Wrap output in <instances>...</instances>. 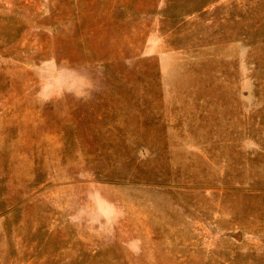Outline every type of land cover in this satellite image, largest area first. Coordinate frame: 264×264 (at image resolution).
<instances>
[{
    "label": "rangeland",
    "instance_id": "1",
    "mask_svg": "<svg viewBox=\"0 0 264 264\" xmlns=\"http://www.w3.org/2000/svg\"><path fill=\"white\" fill-rule=\"evenodd\" d=\"M210 1L0 0V264H264V0Z\"/></svg>",
    "mask_w": 264,
    "mask_h": 264
},
{
    "label": "crops",
    "instance_id": "2",
    "mask_svg": "<svg viewBox=\"0 0 264 264\" xmlns=\"http://www.w3.org/2000/svg\"><path fill=\"white\" fill-rule=\"evenodd\" d=\"M233 1L234 0H211L209 2V4H206V3L201 4L195 10H193V12L187 13L185 16L187 18H191V17L195 16L196 14H197V16L202 15V14L206 13L209 9L212 11L211 14L213 15L215 13V11L219 9V7L222 8V7L227 6V8H229L230 6H234ZM239 3H242V7H244V8H246L245 7L246 4H247V6L250 5L249 0H241V1H239ZM225 4H227V5H225ZM226 18H227V16H226ZM215 21H216V19H215ZM212 22H214V21H212ZM145 53L147 54V56L157 57L159 65H160L162 70H169L170 64H169L168 60L174 55V52L162 50L160 39L158 40L156 38H150L149 42L147 44Z\"/></svg>",
    "mask_w": 264,
    "mask_h": 264
}]
</instances>
